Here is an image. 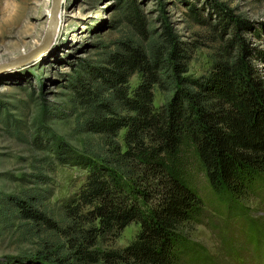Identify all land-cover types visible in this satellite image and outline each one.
Listing matches in <instances>:
<instances>
[{
    "label": "trees",
    "instance_id": "16d2710c",
    "mask_svg": "<svg viewBox=\"0 0 264 264\" xmlns=\"http://www.w3.org/2000/svg\"><path fill=\"white\" fill-rule=\"evenodd\" d=\"M214 6L221 28L241 24ZM125 10L138 36L119 38L73 93L77 126L95 136L81 148L62 142L58 154L87 169L84 182L58 209L46 202L51 194L43 195L45 189L11 196L43 243L13 260L175 264L190 251V259L214 263L190 239L205 212L197 172L205 174L217 202L246 216L241 200L256 194L253 185H264V72L255 52L233 31L216 46L207 70L195 75L189 43L168 26L150 29L136 0H127ZM157 90L165 93L159 104ZM133 222L140 226L135 236L119 244ZM247 222L259 229L252 217Z\"/></svg>",
    "mask_w": 264,
    "mask_h": 264
},
{
    "label": "rangeland",
    "instance_id": "374dc122",
    "mask_svg": "<svg viewBox=\"0 0 264 264\" xmlns=\"http://www.w3.org/2000/svg\"><path fill=\"white\" fill-rule=\"evenodd\" d=\"M126 1H61L62 13L47 31L52 0H0V264H31L13 257L33 254L43 245L36 225L21 218L11 196L45 189L43 195L51 194L46 202L58 209L84 182L87 169L61 161L58 154L63 143L81 148L95 136L77 126L73 93L86 69L103 62L119 38L138 36L126 19ZM136 1L150 29L160 31L168 26L189 43L190 73L205 72L216 46L220 48L233 31L255 52L254 63L264 72V0ZM214 4L239 18L241 24L221 28ZM38 48L37 56L25 58ZM138 81L137 74L131 77L133 86ZM164 99L165 93L157 90L156 103ZM196 177V188L206 205L202 222L192 225L190 239L202 246V256L206 253L214 264H240L239 257L244 264L251 259L253 264V249L242 251L240 241L247 236L250 217L264 231V186L253 185L256 194L241 200L248 216L231 210L226 214L205 174L199 170ZM139 227L135 222L129 224L118 243L131 240ZM188 254L175 264H203Z\"/></svg>",
    "mask_w": 264,
    "mask_h": 264
},
{
    "label": "water",
    "instance_id": "95a60500",
    "mask_svg": "<svg viewBox=\"0 0 264 264\" xmlns=\"http://www.w3.org/2000/svg\"><path fill=\"white\" fill-rule=\"evenodd\" d=\"M61 1L62 0H52V6H51V16H50V22L48 24V28H47V31L50 29L51 27V24L53 23L59 9H60V6H61ZM33 54H34V50L28 52L26 55H25V58H29L31 59L33 57Z\"/></svg>",
    "mask_w": 264,
    "mask_h": 264
},
{
    "label": "bare ground",
    "instance_id": "6f19581e",
    "mask_svg": "<svg viewBox=\"0 0 264 264\" xmlns=\"http://www.w3.org/2000/svg\"><path fill=\"white\" fill-rule=\"evenodd\" d=\"M64 1H65V0H62V4H64ZM60 8H63V7H60ZM59 12H60V13H59ZM58 13L61 14V13H62V9H61V11H60V9H59ZM58 13H57V15H58ZM57 15H56V17H57ZM56 17H55V19H56ZM55 19H54V21H55ZM49 30H50V29H49ZM40 50H41L40 48L35 49V50H34L33 57L37 56L38 53L40 52ZM33 57H32V58H33ZM256 256H258V255H257V252H253V259H255Z\"/></svg>",
    "mask_w": 264,
    "mask_h": 264
}]
</instances>
